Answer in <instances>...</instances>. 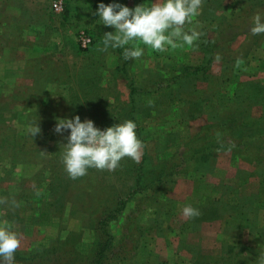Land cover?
<instances>
[{
  "label": "rangeland",
  "instance_id": "374dc122",
  "mask_svg": "<svg viewBox=\"0 0 264 264\" xmlns=\"http://www.w3.org/2000/svg\"><path fill=\"white\" fill-rule=\"evenodd\" d=\"M99 2L0 0V222L20 236L15 264H91L95 219L135 184L144 147L139 162L68 175L70 130L54 127L76 115L101 129L132 119L148 150L144 186L109 225L104 264H264V33L250 32L264 0H203L184 25L201 33L193 46L139 44L143 55L127 60L122 48L104 50L114 27L95 14ZM226 123L218 147L204 138L188 148ZM186 204L200 215L185 217Z\"/></svg>",
  "mask_w": 264,
  "mask_h": 264
},
{
  "label": "clouds",
  "instance_id": "9594fccd",
  "mask_svg": "<svg viewBox=\"0 0 264 264\" xmlns=\"http://www.w3.org/2000/svg\"><path fill=\"white\" fill-rule=\"evenodd\" d=\"M202 3L203 0H144L129 7L120 0L109 3L100 0L95 14L103 25L114 27V31L104 33V50L122 48L127 60L143 55L144 48L139 44L156 51L193 46L201 33L194 28L185 31L184 25L200 14ZM250 25L253 35L264 33V12H257ZM136 129L137 124L132 119L101 129L90 118L57 117L54 131L63 134L70 130L62 157L68 175L75 179L86 175L89 168L115 170L126 156L139 162L144 144ZM27 131L33 137L40 133L38 120L33 121ZM183 215L192 218L199 216L200 211L186 204ZM20 243L19 234L9 224L0 222V264H15V252Z\"/></svg>",
  "mask_w": 264,
  "mask_h": 264
},
{
  "label": "trees",
  "instance_id": "16d2710c",
  "mask_svg": "<svg viewBox=\"0 0 264 264\" xmlns=\"http://www.w3.org/2000/svg\"><path fill=\"white\" fill-rule=\"evenodd\" d=\"M234 126V124L230 125L226 123L225 125H216L214 127H211L210 129H206L198 134L196 138L192 141L190 146L188 147L192 153L195 152L199 145L197 142H201L202 139L208 138L211 141V145H208V148H216L219 144V138H225L226 135L230 133V129ZM231 143H235L240 146H244L245 149L248 147H245V141L244 138L240 137H231L230 138ZM197 145V146H196ZM148 150L144 146V158L142 160V163L138 166L135 184H133L132 189L130 190L131 193L128 195H122L118 200L117 207L114 212H105L103 216H99L95 219L96 222V228L95 231L97 232V239L95 241V244L92 249L91 254V260L89 263L91 264H104L109 259V254L111 252V247L114 245V238L115 235L113 234V230L109 228L110 223L113 222L114 219H118L120 214L123 212V208L128 200V196L134 195L135 191L139 188H142L144 186L143 180L146 175L145 172V164L148 160ZM124 192V191H123ZM120 196V194L118 195ZM126 197V199H124ZM135 199V198H134ZM110 211V210H109ZM131 224V220H128V225ZM127 225V226H128ZM126 226V227H127ZM130 228H126L127 235L124 233L118 238L121 242V247L124 249V247H127L125 239L128 235H131L132 232L129 231ZM101 232L104 234V236H101ZM135 236V233L131 236L132 238ZM131 240H138V239H131Z\"/></svg>",
  "mask_w": 264,
  "mask_h": 264
},
{
  "label": "built area",
  "instance_id": "2783aa9c",
  "mask_svg": "<svg viewBox=\"0 0 264 264\" xmlns=\"http://www.w3.org/2000/svg\"><path fill=\"white\" fill-rule=\"evenodd\" d=\"M83 41H84V44L89 43L90 38H88V36L83 37Z\"/></svg>",
  "mask_w": 264,
  "mask_h": 264
}]
</instances>
